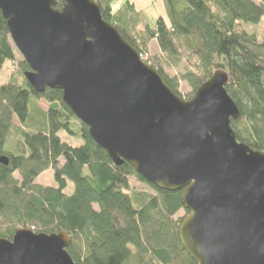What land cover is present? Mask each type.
Listing matches in <instances>:
<instances>
[{
    "label": "water",
    "instance_id": "obj_1",
    "mask_svg": "<svg viewBox=\"0 0 264 264\" xmlns=\"http://www.w3.org/2000/svg\"><path fill=\"white\" fill-rule=\"evenodd\" d=\"M1 19L36 93L60 91L116 167L127 163L157 190L181 191L179 239L196 264H264V153L236 141L230 123L239 110L223 71L183 101L93 0H0ZM69 242L20 229L0 239V264H75Z\"/></svg>",
    "mask_w": 264,
    "mask_h": 264
},
{
    "label": "trees",
    "instance_id": "obj_2",
    "mask_svg": "<svg viewBox=\"0 0 264 264\" xmlns=\"http://www.w3.org/2000/svg\"><path fill=\"white\" fill-rule=\"evenodd\" d=\"M93 1L140 57L155 41L161 56L189 62L192 71L180 77L145 62L179 98L180 81L195 94L214 72L223 71L225 91L239 110L230 123L236 141L264 153V33L259 40L244 30L264 21V0H162L167 20L158 18L152 27L129 1L115 13L114 0ZM63 6L57 2L56 9ZM16 51L1 19L0 69L14 61ZM20 68V82L0 86V157L9 160L7 167L0 164V239L11 241L20 229L64 233L75 264H196L179 239L183 219L175 217L186 211L181 191L152 186L154 196L134 191L131 177L145 182L134 169L127 163L116 167L63 103L61 92L36 93L24 77L28 65L23 61ZM40 101L47 110L39 109ZM60 133L81 145H68ZM49 169L55 186L35 184ZM68 183L73 185L69 196Z\"/></svg>",
    "mask_w": 264,
    "mask_h": 264
},
{
    "label": "rangeland",
    "instance_id": "obj_3",
    "mask_svg": "<svg viewBox=\"0 0 264 264\" xmlns=\"http://www.w3.org/2000/svg\"><path fill=\"white\" fill-rule=\"evenodd\" d=\"M259 1V0H254ZM124 2V0H114L111 6V10L113 13H115ZM148 25L152 27L156 21L153 20V23L149 20H147ZM244 30L250 34H255L258 39L260 40L263 33H264V21L259 24L258 26H251L246 25L244 26ZM157 58H160V60H157ZM141 59L144 62L152 63L155 62L159 66H161L162 70L168 75L169 77H180L189 71H192V67L189 65V62L186 60H182L180 62H174L171 59H167L164 56H161L160 51L156 45L155 41H152L148 44V50L147 53L144 54ZM23 57L19 54L18 51L15 52V59L13 62H6L3 67L0 69V86L8 83L9 81H21L23 78V72L20 68L21 63L23 62ZM178 93L180 94V98L183 101L190 100L194 97L193 90L185 83L180 81L178 84ZM39 109L47 110V104L44 101L38 102ZM15 125L18 127L19 124L15 120ZM60 138L63 140V142L67 143L70 146L77 147L81 145V142L77 139L70 138L68 136H65L63 133L59 134ZM13 138L17 137L16 134L13 133L11 136ZM35 184H38L43 187H54V179H53V171L51 169L45 171L43 174H41L36 180ZM129 185L130 187L137 192H143L147 193L149 195H155L154 190L151 188V185H149L146 182H142L138 180L136 177H131L129 179ZM73 192V185L71 183H68L67 188L65 189L64 193L66 195H71ZM187 215V212L184 210H181L176 215V219H184Z\"/></svg>",
    "mask_w": 264,
    "mask_h": 264
},
{
    "label": "crops",
    "instance_id": "obj_4",
    "mask_svg": "<svg viewBox=\"0 0 264 264\" xmlns=\"http://www.w3.org/2000/svg\"><path fill=\"white\" fill-rule=\"evenodd\" d=\"M131 2L137 10L142 12L146 21L153 23L158 18L167 20L165 6L162 0H124ZM148 22V21H147Z\"/></svg>",
    "mask_w": 264,
    "mask_h": 264
}]
</instances>
